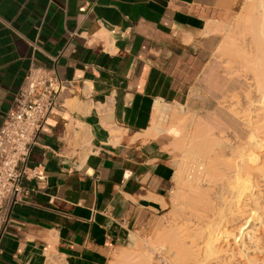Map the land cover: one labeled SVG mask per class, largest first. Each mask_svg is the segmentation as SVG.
<instances>
[{
  "label": "crops",
  "instance_id": "obj_1",
  "mask_svg": "<svg viewBox=\"0 0 264 264\" xmlns=\"http://www.w3.org/2000/svg\"><path fill=\"white\" fill-rule=\"evenodd\" d=\"M237 1L0 0V123L30 64L64 83L0 264H106L162 209L174 168L151 121L165 105L215 111L227 84L207 58L208 21Z\"/></svg>",
  "mask_w": 264,
  "mask_h": 264
},
{
  "label": "bare ground",
  "instance_id": "obj_2",
  "mask_svg": "<svg viewBox=\"0 0 264 264\" xmlns=\"http://www.w3.org/2000/svg\"><path fill=\"white\" fill-rule=\"evenodd\" d=\"M251 4L254 5L252 7L249 6L252 8L250 10L251 12H244L246 18L244 15L242 21H246V28L251 34V39L249 40L253 42L254 45H252L253 43L250 44V42H246L250 44L248 47L251 49H247L245 45L246 49H241L242 53L245 54L244 59L246 53H248L247 55H249V53L251 54L249 57H246L248 62H245L244 59L240 60L244 61L242 65L246 63L245 66L243 65L244 69L247 68V63L250 64L251 68L249 67L246 72L252 70L251 78L254 80L253 87H255L252 94H254V91L255 94L253 96L250 93L251 91L249 94L246 90V92H244L246 94H243L245 95L243 101L244 99L250 100L253 97L254 100H252L260 108V110H258L256 106L257 110H262L264 115V0H256V2L254 0ZM240 42L242 43V41ZM239 64L237 60L236 67H238ZM243 66H241V69H243ZM229 68L227 67L226 71ZM233 69H235V66L232 70L229 69L225 75L227 76L228 72H230L229 76L232 75L231 71H234ZM235 71L239 72L240 70L238 71V69H235ZM249 72H247V74ZM240 73L239 76H242L241 74L244 75V73ZM233 74L235 75V72H233ZM235 76L237 77L238 74L236 73ZM246 76H249V74ZM246 76L244 75L242 78L247 79ZM252 79L246 81L247 84L253 82L251 81ZM249 86L250 84L248 87ZM236 92V95H234V93L232 95L230 94V98L233 100L237 98L241 100V98L237 96L238 94H242L241 91L239 92L237 90ZM249 95H251V98H249ZM224 97L227 100L230 99L226 96ZM224 97H221L223 101H225ZM232 99H230L231 103L228 101L230 104L233 103ZM222 103L226 105V103ZM234 103L231 107L235 108L237 106L236 108H238V105L240 107L239 103H243L241 106H244L246 101L239 102L236 100ZM249 103L251 102H248V104ZM253 105L255 108V104ZM227 107H229V105ZM227 107L224 108L236 111L234 108L231 109L230 107V109H228ZM250 107L247 109L250 110ZM241 108L243 107H240V111H244V108L242 110ZM166 110V107L162 109L157 107L155 110L157 114L155 112V115L161 117ZM249 110L247 111L250 112ZM233 111H231V114L234 113ZM237 111H239V108ZM247 111L245 112L246 114ZM251 113L249 114L252 115V119H255L253 118L254 115L257 119L259 117L258 115L261 114V112H257L259 113L257 114L252 112V110ZM234 114L235 117H239L240 115L243 116L242 113L239 114V112ZM156 116H154L151 121L150 129L156 130L157 133L163 132V130L155 126L153 120ZM260 117H262V120L264 119V116ZM242 118L245 120L247 117L245 115V117ZM199 120L201 119L199 118L198 121ZM250 121L253 120L250 119L249 122ZM247 122L244 121L243 127L247 125ZM203 123L205 122L201 121L199 123V125H203L197 128L200 130L197 132L195 130L191 133V128L194 126L197 127L196 125H198V123H196V125H192L193 123L185 125L187 130L184 135H186L187 140H189L188 147L195 148L199 154L205 155L208 159V162L204 166L208 181L201 182V184L199 183V186L194 190L195 196L186 202V204L180 206L179 219L176 220L177 218H175L177 222L173 226L172 232H174V234L172 240H170V237V239L167 238V244L165 241V245L168 247L165 248V246H163L164 249L161 251L159 256L160 259L155 260L151 254H141V258L137 261V264H165L166 262L164 263V261H167V264H264V244L262 245L260 243V235L258 234L261 227V219L257 207V196H259L261 192L259 188H261V186L264 187V185L260 184L261 182L264 183V180L260 181L264 179V173L260 174L258 171L264 170V167H262L264 165L253 164L251 161L252 156L255 154L264 155V123H260L261 125H257L256 123V125H251L254 122L248 124L251 128L250 134H248L251 136L247 135V137H249L243 140L234 132L235 130L229 132L225 131L223 126L221 127L218 124L208 125L207 123ZM195 127L193 129H195ZM199 132H202L203 140L197 142L195 137L200 135ZM225 132H229L228 134H230L231 138L228 137L229 139H226L227 133ZM262 191L264 192V188ZM177 198L180 197L177 196ZM173 222L175 221L173 220ZM229 226H235L236 228L232 227L230 230H225ZM159 242L161 243L162 241ZM46 264H53V262L48 259Z\"/></svg>",
  "mask_w": 264,
  "mask_h": 264
},
{
  "label": "rangeland",
  "instance_id": "obj_3",
  "mask_svg": "<svg viewBox=\"0 0 264 264\" xmlns=\"http://www.w3.org/2000/svg\"><path fill=\"white\" fill-rule=\"evenodd\" d=\"M253 2H254V0H253ZM253 2H252V0H238L236 2V4L232 7V9H230L229 11L222 14V16H220L216 19L212 18L208 21L209 29H208L207 33H211L213 35L214 41H213L211 47H209V49H208L207 58L209 60H211L212 62H214L216 64L218 70L221 71L222 77L226 80L225 82L227 84V87L225 88L224 93L220 97H218L217 99H214V100L207 101L208 106L210 108H215V111H206V110H202V109H198V108H194V107H189L186 104H184V105L181 104L183 106L165 105V107L167 109L165 111V113H163V115L161 117L158 115L154 118L153 121L155 122V126L158 129L163 130V132L161 131V132L157 133L156 130H151V129H150V132L152 133V136H158L161 138V140L164 142V148L167 151H169V153L172 157V165H173L174 171H173V175L171 178L169 191L167 193V196H166L164 203H162V209L153 218L145 221L144 223H142L138 227H136L135 231H133V233H132L130 240L124 246L119 247V248H117L111 252L110 257H109L106 264H137V261L141 258V254H146V253L149 255L150 254L153 255L155 260L160 259L159 256L161 254V251L164 249L163 246H165V248L168 247L165 245V241L167 244L168 243L167 240L170 239V237H171L170 240H172V236L174 234V232H172L173 226L177 222L176 220L179 219L178 217H179V213H180V210H179L180 206L183 204H186V202H188L191 198H193L195 196L194 190L199 186V183L201 184V182H207L208 181L207 174L204 170V166L208 162V159L205 157V155L199 154L195 148H189L188 147L189 140H187L186 135H184L186 130H187L185 125L192 124V123H193L192 125H196V123H198V125H196L197 127L194 126L195 129H193L194 127L191 128V130H190V133H191L192 131L196 130V132H197L198 130H200L197 128L201 126V125H199V123L201 121L207 123L208 125L218 124L221 127L223 126V129H225V131L232 132L235 130L234 132L237 135H239L240 139L243 140V139H247L249 136H251V135H249L251 128H250V125H248V124H251V122H254L251 125H256V124L261 125L260 123H264L263 122L264 119L262 120V117H260V116H264L262 110L258 111V110H260V108L258 107V105L256 103H254V101H253L254 98L253 97L251 98V95L254 96V94H255V91L253 92L254 94H252V91L255 90V87H253L254 80L251 78L252 77V74H251L252 70L251 71L249 70L250 72L247 71V72H249L248 73L249 76H246V75H248L246 70L249 69L250 64L247 63V68H245V69H244V66L246 63L243 64L244 66L242 65V63H244V61L248 62L246 57H249V55L251 53H249V55H247L248 53H246V57L244 59L245 54L242 53L241 49L243 48V50H244V48L246 49V47L248 49L249 48L248 46H250V44L253 43L249 40V39H251L250 38L251 34L249 33V31L246 28V24H245L246 21H242V17H244V15H245V18H246L245 13H248L252 9L251 7L254 5H252L251 3H253ZM255 2H256V0H255ZM249 6H251V7H249ZM245 18H243V19H245ZM240 41H242V43L243 42H245V43L242 44ZM246 42L247 43L250 42V44H247ZM252 45H254V43ZM249 49H251V48H249ZM236 59L238 60V64L240 63L238 65V67L240 66L239 67L240 69L238 67H236V62H237ZM240 59H242V60L244 59V61H242ZM239 60H240V62H239ZM232 66L233 67L235 66V69H238V71L240 70L241 73H244V75L247 77V79L245 78L246 79L245 80L244 78H242L244 75L241 74L240 71L236 72L237 70L235 71V69H233L234 71H231L232 75L229 76L230 72H228L227 73L228 75L226 76L225 75L226 72L229 71V69L232 70V68H233ZM241 66H243V69H241L242 68ZM227 67L228 68L232 67V68H229L226 71ZM233 72H235V75L237 73L239 76V73H240L242 76L236 77L233 74ZM250 79H252L251 81H253V82H251L252 84L251 83L247 84L246 81H248ZM249 84H250V86H249L250 88L248 87ZM248 89H251V90H248ZM237 90L239 92L241 91L242 94H240V95L246 94V93H244V92H246V90L248 91L247 93H249L251 91L250 92L251 95H249L250 96L249 98H251V99L250 100L248 99L249 101L247 99L246 100L244 99V101H243V98L245 95L240 96L238 94L237 96L240 97L241 100H239L237 98V99H234L235 100L234 101L230 97L233 93H234V95H236ZM235 92H236V94H235ZM224 96L232 99L233 103L236 102V100L239 102H245L246 101L244 106H241L243 103H239L240 107L244 108V111L249 110L247 108H249L250 106H253V107H250V110H249L250 112L247 111V114H246L245 113L246 111L244 112L242 110L243 108H241V110L243 112L240 111V107L238 105L239 111H237V109H238V108H236L237 106L235 107L236 109L234 107H231L233 103L230 104L231 103L230 99L227 100ZM221 97H224L225 101H223V99ZM197 98H200L199 95H197ZM220 99H221V101H220ZM247 101L251 102V103H249L250 105L248 104ZM222 102L226 103V105L223 104ZM255 102H257V101H255ZM169 104H173V103H169ZM234 104H236V103H234ZM246 104H247V106L248 105L249 106L247 107ZM253 104H255V108H254ZM228 105H229V107H227ZM245 106H246V109H245ZM256 106H257L258 110H257ZM224 107L225 108L227 107L228 109H230V107H231V109L234 108V110H236V111L227 110ZM252 108H254V109H252ZM255 109L257 110V112H261V114L257 113ZM191 110H192V112H191ZM251 110H252V112L259 114L258 116L260 118L257 116L258 118L256 119V116L254 115L255 117L253 116V118H255V119H252L253 114L251 113ZM253 110H255V111H253ZM231 111H233L234 113L239 112V114L242 113L243 116L240 115L239 117L238 116L235 117L234 116L235 114L234 113H233L234 115L231 114L232 113ZM243 113L247 117V118H245V120H244V118H242V117H245V115ZM249 113H251L252 115H250ZM198 117L201 120L198 121V119H199ZM247 119H248V122H247ZM250 119L253 121L249 122ZM244 121L247 122L246 123L247 125L245 124L246 126L243 127ZM205 123H203V124H205ZM246 127H249V128H246ZM202 132L201 133L199 132L200 135H198V137L194 136L196 138V139L195 138L194 139L197 142H200L201 140H203ZM229 132H225V133H227L226 139H229L228 137L231 138L230 134H228ZM195 134H198V133H195ZM247 135H249V136L247 137ZM251 161L253 164L264 165V155L255 154L252 156ZM262 167H264V166H262ZM258 172L260 174H263L264 170H261ZM196 179H197V182H196ZM263 180L264 179H261L260 181H263ZM196 184H198V185H196ZM260 184L264 185L263 182H261ZM263 188H264L263 186H261V188H259L261 190V192H260V195L257 196L258 197L257 207H258L259 217L261 219V223H260L261 227L258 231V234L260 235V243L262 245L264 244V192L262 191ZM176 193H178V194H176ZM176 195L180 198H177ZM175 218H177V219L175 220ZM173 220L175 222H173ZM232 227L236 228L235 226H229L225 230H230ZM165 238H166V240H165ZM159 241H162V242L160 243ZM157 244H160V245H157ZM159 246H161V247H159ZM157 251H159V252H157ZM48 259L51 260L53 262V264H60V262L55 258L48 256ZM164 263L167 264V261H164Z\"/></svg>",
  "mask_w": 264,
  "mask_h": 264
},
{
  "label": "built area",
  "instance_id": "obj_4",
  "mask_svg": "<svg viewBox=\"0 0 264 264\" xmlns=\"http://www.w3.org/2000/svg\"><path fill=\"white\" fill-rule=\"evenodd\" d=\"M64 83L52 67L30 64L0 123V239L11 206L27 194V159L50 110L60 104ZM39 178V173H34Z\"/></svg>",
  "mask_w": 264,
  "mask_h": 264
}]
</instances>
